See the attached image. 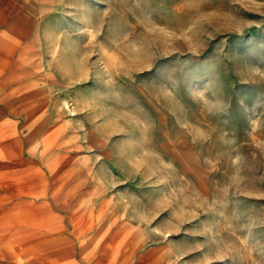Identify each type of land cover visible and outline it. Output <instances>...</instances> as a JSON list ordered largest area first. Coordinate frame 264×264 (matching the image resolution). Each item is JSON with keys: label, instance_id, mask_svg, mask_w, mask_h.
<instances>
[{"label": "rangeland", "instance_id": "1", "mask_svg": "<svg viewBox=\"0 0 264 264\" xmlns=\"http://www.w3.org/2000/svg\"><path fill=\"white\" fill-rule=\"evenodd\" d=\"M0 114V264H264V0H0Z\"/></svg>", "mask_w": 264, "mask_h": 264}, {"label": "crops", "instance_id": "2", "mask_svg": "<svg viewBox=\"0 0 264 264\" xmlns=\"http://www.w3.org/2000/svg\"><path fill=\"white\" fill-rule=\"evenodd\" d=\"M2 115L0 114V121L2 122ZM6 129V126H5ZM6 133L3 132V130L1 131L0 134V184H4L3 182H7V179H4L3 177L5 175H8L10 173H8L9 169H13V170H21V163L17 162L16 159V155L14 152L9 150V145H10V134L5 130ZM12 161V162H10ZM17 165V166H16ZM13 175V174H10ZM17 185L18 183L15 182ZM24 194V193H23ZM22 195L19 194L18 192V196Z\"/></svg>", "mask_w": 264, "mask_h": 264}, {"label": "bare ground", "instance_id": "3", "mask_svg": "<svg viewBox=\"0 0 264 264\" xmlns=\"http://www.w3.org/2000/svg\"><path fill=\"white\" fill-rule=\"evenodd\" d=\"M23 186V185H22ZM12 189H15V188H12Z\"/></svg>", "mask_w": 264, "mask_h": 264}]
</instances>
